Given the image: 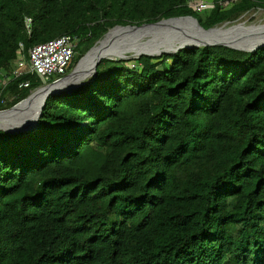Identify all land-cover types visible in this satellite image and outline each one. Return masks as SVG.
I'll return each mask as SVG.
<instances>
[{
	"label": "trees",
	"instance_id": "trees-1",
	"mask_svg": "<svg viewBox=\"0 0 264 264\" xmlns=\"http://www.w3.org/2000/svg\"><path fill=\"white\" fill-rule=\"evenodd\" d=\"M221 1L0 0V110L60 78L13 75L39 43L78 33L74 63L116 25L264 9ZM0 264H264V47L105 58L36 129H0Z\"/></svg>",
	"mask_w": 264,
	"mask_h": 264
},
{
	"label": "water",
	"instance_id": "water-1",
	"mask_svg": "<svg viewBox=\"0 0 264 264\" xmlns=\"http://www.w3.org/2000/svg\"><path fill=\"white\" fill-rule=\"evenodd\" d=\"M227 23L230 22H224L221 26L216 25L205 28L196 17L186 15L164 18L157 22L144 23L142 25H116L80 58L79 63L95 49L99 42L109 35L111 36L110 43L105 47V52L93 62L91 76L96 74L98 64L105 58L130 59L139 58L143 54L159 56L163 53H176L183 48L207 45H225L244 51H255L264 47L263 34L260 31L252 30L253 27H263L264 24L245 25L244 22H240L226 26ZM222 27L224 30L219 31L218 29ZM238 27L241 29H237ZM72 72L70 71L67 75L51 83L35 88L25 99L10 108L0 110V114L5 112L13 113L9 118L11 129L1 126L0 129L7 132H23L36 129L47 98L53 94L72 92L81 86L84 81L63 91L49 92L42 101H38L35 98L36 90L39 88L47 89L56 82L68 78ZM32 99L34 100L32 101ZM24 101H30L26 111L22 110L26 107H21Z\"/></svg>",
	"mask_w": 264,
	"mask_h": 264
},
{
	"label": "built area",
	"instance_id": "built-area-1",
	"mask_svg": "<svg viewBox=\"0 0 264 264\" xmlns=\"http://www.w3.org/2000/svg\"><path fill=\"white\" fill-rule=\"evenodd\" d=\"M187 3L197 12H203L212 6L213 0H187ZM228 3V0L221 1L223 7L227 6ZM25 23L28 31H30L32 18L26 17ZM81 39L82 37L78 33H66L35 45L29 50L28 57L19 52L18 58L15 60L16 66L13 75L39 74L46 81L53 77L66 75L74 61L76 48ZM22 48L23 44L21 43L20 49L22 50ZM0 77L4 82L3 84H6L8 76L5 69H1ZM19 87L29 88L30 81H23Z\"/></svg>",
	"mask_w": 264,
	"mask_h": 264
},
{
	"label": "bare ground",
	"instance_id": "bare-ground-1",
	"mask_svg": "<svg viewBox=\"0 0 264 264\" xmlns=\"http://www.w3.org/2000/svg\"><path fill=\"white\" fill-rule=\"evenodd\" d=\"M237 29H241V28L238 27ZM218 30L222 31L223 29H218ZM252 30L260 31L264 37V29H259V28L254 27ZM110 40H111V36L109 35L107 38L99 42L97 46L95 47V49L77 65V67L73 70L72 74L68 78L56 82L55 84L49 86V88L47 89L39 88L38 90H36L35 98L38 101H42L49 92L63 91V90L69 89L73 87L74 85L82 82L84 79L88 78L89 74H92L93 62L99 55L105 52V47L110 43ZM34 99H32V101ZM29 102L30 101H24V103L21 105V107L22 106L26 107L25 109L24 108L22 109L23 111H26L28 109L27 107L29 105ZM12 115L13 113H7V112L1 113L0 114V125L11 127L9 123V118Z\"/></svg>",
	"mask_w": 264,
	"mask_h": 264
},
{
	"label": "rangeland",
	"instance_id": "rangeland-1",
	"mask_svg": "<svg viewBox=\"0 0 264 264\" xmlns=\"http://www.w3.org/2000/svg\"><path fill=\"white\" fill-rule=\"evenodd\" d=\"M240 22H244L245 25H250V24H254V25H263L264 24V9L262 8H258V9H253L245 14H243L237 21L235 22H230V23H227L226 26H230L232 24H238ZM224 22L218 24V26H221L223 25ZM254 28V27H253ZM255 28H259V29H264V26L263 27H260V26H255ZM224 30V28H221ZM79 60L80 59H77L72 65H71V68L69 70L70 71H73L78 63H79ZM68 72V73H69ZM91 77V74H89L88 78L84 79L83 81L89 79ZM47 82V81H45ZM0 126H3V125H0ZM4 127H10V126H4Z\"/></svg>",
	"mask_w": 264,
	"mask_h": 264
},
{
	"label": "clouds",
	"instance_id": "clouds-1",
	"mask_svg": "<svg viewBox=\"0 0 264 264\" xmlns=\"http://www.w3.org/2000/svg\"><path fill=\"white\" fill-rule=\"evenodd\" d=\"M67 74H68V73H67ZM67 74H66V75H67ZM64 76H65V75H64ZM62 77H63V76H62Z\"/></svg>",
	"mask_w": 264,
	"mask_h": 264
}]
</instances>
